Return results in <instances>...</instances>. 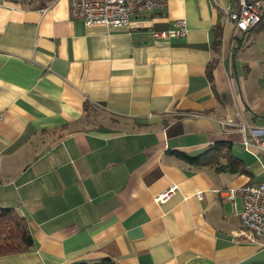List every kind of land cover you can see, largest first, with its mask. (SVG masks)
<instances>
[{
	"label": "crops",
	"instance_id": "obj_1",
	"mask_svg": "<svg viewBox=\"0 0 264 264\" xmlns=\"http://www.w3.org/2000/svg\"><path fill=\"white\" fill-rule=\"evenodd\" d=\"M215 1L168 0L125 28L85 26L71 0L0 3V208L35 241L0 264H264L225 195L264 182L240 131H264V16L237 36ZM180 21L185 37L153 36ZM220 144L250 175L180 157Z\"/></svg>",
	"mask_w": 264,
	"mask_h": 264
},
{
	"label": "built area",
	"instance_id": "obj_2",
	"mask_svg": "<svg viewBox=\"0 0 264 264\" xmlns=\"http://www.w3.org/2000/svg\"><path fill=\"white\" fill-rule=\"evenodd\" d=\"M42 0H0V3L13 5H28ZM168 0H71V14L75 20L81 21L87 27L106 26L125 28L134 17L142 16L150 11H157L167 6ZM226 23L231 24L235 34L248 32L256 28L264 16V0H226L225 3L215 1ZM176 30L155 32L156 39L185 37L188 29L184 21L178 23ZM225 125V122H222ZM245 137V146H256L264 158V131L240 127ZM248 130L250 131L249 133ZM174 185L168 191L156 198L157 203L165 202L175 191ZM227 200L235 205L236 196L243 199V210L239 213L242 228L248 233L252 242L261 241L264 247V182L257 185H246L225 193Z\"/></svg>",
	"mask_w": 264,
	"mask_h": 264
},
{
	"label": "trees",
	"instance_id": "obj_3",
	"mask_svg": "<svg viewBox=\"0 0 264 264\" xmlns=\"http://www.w3.org/2000/svg\"><path fill=\"white\" fill-rule=\"evenodd\" d=\"M249 32H246L243 37ZM221 37V29L218 27L215 33L214 44L216 52L219 50ZM240 41L241 40H238V45L241 44ZM212 67L213 65H209V76H211ZM180 157L195 167H211L217 172L250 175V171L247 169L245 162L233 156L228 145H216L196 157H190L184 154ZM34 248L35 241L26 218L13 208H0V257L24 254L30 252ZM73 264L115 263L110 259H103L97 263L77 262Z\"/></svg>",
	"mask_w": 264,
	"mask_h": 264
},
{
	"label": "bare ground",
	"instance_id": "obj_4",
	"mask_svg": "<svg viewBox=\"0 0 264 264\" xmlns=\"http://www.w3.org/2000/svg\"><path fill=\"white\" fill-rule=\"evenodd\" d=\"M246 32H242L240 35L244 34ZM237 35V34H236ZM240 35H237V36H240ZM249 185H257V184H249ZM246 186V185H245Z\"/></svg>",
	"mask_w": 264,
	"mask_h": 264
},
{
	"label": "rangeland",
	"instance_id": "obj_5",
	"mask_svg": "<svg viewBox=\"0 0 264 264\" xmlns=\"http://www.w3.org/2000/svg\"><path fill=\"white\" fill-rule=\"evenodd\" d=\"M42 1H44V0H42ZM37 2H40V1H37ZM35 3V2H34ZM33 4V3H32ZM235 152H237V151H235ZM264 181V180H263Z\"/></svg>",
	"mask_w": 264,
	"mask_h": 264
}]
</instances>
